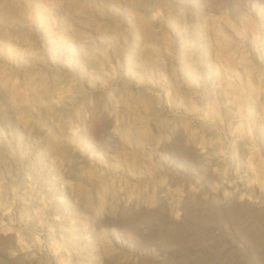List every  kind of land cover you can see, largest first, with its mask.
<instances>
[{
	"label": "rangeland",
	"instance_id": "1",
	"mask_svg": "<svg viewBox=\"0 0 264 264\" xmlns=\"http://www.w3.org/2000/svg\"><path fill=\"white\" fill-rule=\"evenodd\" d=\"M0 264H264V0H0Z\"/></svg>",
	"mask_w": 264,
	"mask_h": 264
},
{
	"label": "bare ground",
	"instance_id": "2",
	"mask_svg": "<svg viewBox=\"0 0 264 264\" xmlns=\"http://www.w3.org/2000/svg\"><path fill=\"white\" fill-rule=\"evenodd\" d=\"M243 60H244V61H247V58L243 57Z\"/></svg>",
	"mask_w": 264,
	"mask_h": 264
}]
</instances>
